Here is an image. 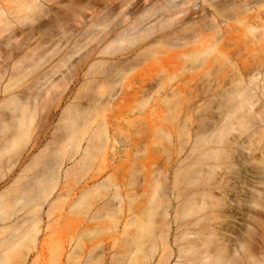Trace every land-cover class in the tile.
I'll use <instances>...</instances> for the list:
<instances>
[{
    "label": "bare ground",
    "instance_id": "1",
    "mask_svg": "<svg viewBox=\"0 0 264 264\" xmlns=\"http://www.w3.org/2000/svg\"><path fill=\"white\" fill-rule=\"evenodd\" d=\"M44 1L64 4L52 11L53 7L44 6ZM166 4L171 13L157 28L148 22L147 26L140 24L154 16L160 6L148 7L139 22H131L127 20L128 13H135L136 8L132 6L129 11V6H121L117 18L113 0H0V38L3 34L10 39L22 36L18 41L0 39V59L11 64L13 73L0 88V94L7 92L0 101V187L4 185L0 191V246L11 241L20 227L34 241L43 207H47L48 215L64 199L60 195L65 188L58 191V179L69 176L75 183L83 178L74 208L85 215L95 200L105 197L102 210L108 228L116 227L125 209L135 212L123 222L122 229L125 241L135 244L120 247L115 264H124L128 259L127 264H166L171 256L173 264H264V225L258 219H243L259 224V230L254 231L243 224L229 225L224 216L218 222L222 230L209 232L213 238L200 236L207 218L203 214L206 197L219 213L241 217L244 210H249L264 218V208L249 209L241 204L240 180L232 188V197H227L226 183L212 176L208 163L223 151L235 111L220 107L215 131L199 139L205 146L199 164L204 163L208 169L205 171L200 165L193 168L186 185L181 187L177 179L181 148L176 112L168 125L153 126L145 133L142 118L125 119L126 112L117 103L118 98H140V106L127 110L139 114L149 99L161 101L163 98L159 97L168 94L170 78L150 82L151 77H138L147 68L143 65L148 51L145 47L151 42L161 44L160 38L167 33L193 38L207 31L212 46L225 44L238 31L258 35L256 41L264 40V15L260 10L264 0H167ZM85 13L90 18L88 24ZM198 16H208L209 22L197 23ZM129 34L135 36L130 50L116 45ZM36 37L37 45L22 53ZM42 44L49 46L34 56ZM140 48L144 50L135 53ZM96 55L117 60H94ZM54 58L58 59L49 65ZM5 72L0 69V81ZM28 75L35 80L34 85L9 91L18 79ZM255 78L252 75L250 80ZM58 82L65 84L61 90ZM43 84L48 86L43 88L44 98L39 101ZM256 87L258 93L241 86L234 89L231 94L238 99L236 106H252V98L258 95L264 100V78ZM55 118L57 125L50 131ZM140 149L142 154H138ZM165 149L172 157L159 169L160 152ZM53 154L56 167L50 168L46 161ZM71 158L73 164L60 173L62 161ZM96 158L100 161L93 168ZM26 159L29 162L20 169ZM169 175L172 180L167 182ZM101 177L100 183L87 186ZM122 187L135 191L123 193ZM214 189L220 190L217 198L213 196ZM256 196L264 207V194L259 192ZM171 206L172 214H168ZM21 209V217L7 224ZM98 214L99 210L91 219ZM130 227L133 231H127ZM95 231L84 230L85 238L99 242ZM61 250L58 245L56 253L60 255ZM8 262L9 255L4 250L0 264ZM101 263V258L95 262Z\"/></svg>",
    "mask_w": 264,
    "mask_h": 264
},
{
    "label": "rangeland",
    "instance_id": "2",
    "mask_svg": "<svg viewBox=\"0 0 264 264\" xmlns=\"http://www.w3.org/2000/svg\"><path fill=\"white\" fill-rule=\"evenodd\" d=\"M166 1L113 0V12L117 14L121 6L124 5H126V8L129 6V11H131L133 6L134 9L136 8V12L128 13L127 20L139 22L141 14L148 7L160 6L161 9L154 16L140 24L147 26L148 22L158 28V24L171 13V10H166ZM42 3L44 6L53 7L52 11L55 10V7L64 4V2L59 4L51 1ZM142 7V10L137 11ZM260 10L264 15V6ZM85 15L86 24H88L90 18H88V13H85ZM116 16L118 18L120 14ZM195 20L197 23H208L209 17L198 16ZM120 30L121 27L117 31ZM156 31L154 30L153 32L155 33ZM21 37L18 35L16 39H10L9 36L3 34L0 39L8 38L10 41H18ZM175 37L167 33L160 38L161 44L151 42L145 47L148 51L146 52L147 57L143 65H147V68L138 75V77L146 79L151 77L150 82H153L154 79L166 81L170 78L171 80L167 87L168 94L159 97L163 98L161 101H157L156 98L149 99L147 105L139 114L134 110L133 113H128L127 110L140 106L138 105L140 98L133 96L118 98L117 103L121 105L119 108L126 112L124 116L127 120H141L142 118L143 128L146 130L145 133L150 131L153 126L164 127L168 125L169 120L172 119L173 114L176 112L175 116L180 127L178 142L181 148V152L177 156L181 160L177 179L181 187L186 185L190 171L200 165L199 158L205 146L201 144L199 139L215 131V122L219 117L220 107L227 106L229 109L234 110V115L230 119L231 131L226 137L223 151L216 160H209L208 163L212 166V176L226 183L224 193L227 197H232V188L235 186V182L240 180L241 204L249 209L253 207L263 209L264 207L260 204L256 194L259 192L264 194V100L258 95L257 98H252V106L239 107L235 104L238 99L233 97L231 92L241 86L245 90L253 89L258 93L259 89L256 86L260 85L264 78V40L259 39L256 41L258 35L256 37L249 34L244 35L241 31L233 34L231 36L232 39L226 41L225 44L214 46L209 44L210 38L207 31L193 38ZM134 39L135 36L129 34L116 45L130 50L134 45ZM37 42L38 37L30 43L28 48L23 49L22 53L29 48L35 47ZM47 46L49 44H42L41 47L34 51V56L42 49H47ZM141 50L144 49L140 48L135 53ZM0 55L2 56V52H0ZM57 59H52L49 65L56 62ZM99 59L105 61L117 60L116 58H110L109 55H96L94 58V60ZM261 60L262 63H260ZM9 66H11L9 62L6 63L2 58L0 59V69H6L4 77L0 81L1 89L9 76L13 75ZM252 75H255L256 78L250 80ZM34 82L35 80L31 78V75H28L18 79L9 91L18 92L23 87L34 85ZM136 84L135 82L134 85L136 86ZM47 86L48 84L42 85V91H40L38 96L39 101L44 98L43 88ZM64 86V83H57L58 90H61ZM171 91L173 92L171 93ZM6 94L7 92H1L0 101L6 97ZM50 102L52 101L49 100L48 103ZM189 103H191L190 107H188ZM147 113L153 114L148 116L146 115ZM56 125L57 119L55 118L50 131ZM33 133L34 130L30 137ZM144 143H146V140ZM142 152L143 150L140 149L138 154H142ZM170 155L171 152L168 149L160 152L159 169H162L164 162L172 157ZM79 157H76L73 162ZM99 161L100 159L96 158L93 168L99 164ZM28 162L29 159L24 160L20 169ZM46 162L50 168H55L54 154ZM73 162L72 158L62 161L61 166L58 168L59 172L66 170ZM200 166L205 171L208 169L204 163ZM102 179L103 177L94 183H88L87 186L92 187L93 184L100 183ZM117 180H119V177H117ZM171 180L172 177L169 175L166 181L169 182ZM58 184L59 192L62 186L65 188L62 195H60L64 199L59 206L49 211L48 215L45 213L47 207H43V217L39 223V232L34 241H30L26 235V229L20 227L15 232V237L11 238V241H6L0 246V253L6 250L9 255L8 264H95L99 258H101V264H115L116 260H118L116 254L121 250L120 247L124 248L127 245L135 244L134 242L125 241L126 234L122 230L123 222L135 212L125 209L116 227L108 228L104 211L102 210L105 197L101 200H95L89 213L85 215L79 208H74L80 195L81 186L84 184L83 178L79 179L78 183H75V180L69 176L61 177L58 179ZM3 187L4 185L0 187V191ZM150 188L147 189L148 193H150ZM101 190L102 188H100L99 192ZM122 191L123 193L126 191L133 192L135 189L122 187ZM219 192L220 190L214 189L213 196L217 198ZM54 199L55 196L50 198V202ZM210 201V198L206 197L207 208L203 210V214L207 218L201 227L203 229V233L200 235L202 239L206 236L213 238V236L209 235L210 231L222 230L218 222L224 216L227 224L235 225L237 223V226L238 224H243L244 227L251 228L254 231H258L260 226L256 223L247 222L246 220L250 217L258 219V222L264 225V218H259L249 210H244L241 213V217L238 214L232 217L227 212L219 213L218 207L213 206ZM172 206L168 209V214H172ZM97 210H99V214L95 219H91V216H95ZM22 213V209L17 211L7 221V224H10L15 218L21 217ZM238 217L239 219H237ZM243 219L246 220L243 221ZM0 226H2L1 223ZM88 228L96 229L95 232L98 234L99 242L85 238L84 230ZM127 231H133V228L130 227ZM226 234L230 235V232L226 231ZM58 245L62 246L60 255L56 253ZM128 260L125 263L122 261V263L127 264ZM169 263H174L173 256L170 257L166 264Z\"/></svg>",
    "mask_w": 264,
    "mask_h": 264
}]
</instances>
